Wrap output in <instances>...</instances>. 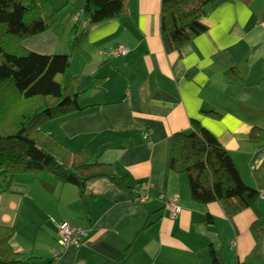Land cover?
I'll list each match as a JSON object with an SVG mask.
<instances>
[{"label":"crops","instance_id":"1","mask_svg":"<svg viewBox=\"0 0 264 264\" xmlns=\"http://www.w3.org/2000/svg\"><path fill=\"white\" fill-rule=\"evenodd\" d=\"M58 25L23 41L43 55L68 54L82 111L47 120L43 129L72 152L112 165L127 176L133 194L106 179L78 187L43 174L15 177L12 192L0 195V225L13 226L14 247L48 263L60 250V264H212L210 249L224 264H264V0H228L207 6L208 30L167 52L161 37L162 0H128L120 18L84 20V53L73 51V14L85 0H49ZM129 54L112 58L111 47ZM234 71L235 76L232 75ZM194 122L230 153L243 181L260 193L255 208L232 219L217 202L192 201L187 177L170 169L174 134ZM257 132L253 137V132ZM154 187L145 202L135 191ZM176 197L172 216L166 199ZM75 205V208L72 206ZM88 231L78 248L58 246V225Z\"/></svg>","mask_w":264,"mask_h":264},{"label":"trees","instance_id":"2","mask_svg":"<svg viewBox=\"0 0 264 264\" xmlns=\"http://www.w3.org/2000/svg\"><path fill=\"white\" fill-rule=\"evenodd\" d=\"M226 1L162 0L161 37L165 50L180 51L206 32V7H217ZM127 6L128 0H85L71 18L72 50L84 53L86 32L78 31L84 20L90 24L114 20L127 13ZM57 25L58 11L49 0H0V182L4 181L0 195L13 191L17 176L42 179L43 174L78 187L83 199L87 184L100 179L133 194L127 176L116 174L112 165L91 161L85 150L70 151L43 129L47 120L82 111L79 94L74 90L77 77L70 72V55H43L22 45L24 40L54 30ZM193 125L189 133L174 134L170 157L171 171L187 177L192 201L202 205L217 202L230 219L245 209H256L260 193L243 181L232 156L218 139L197 122ZM259 131L253 132L254 138ZM135 193L141 202L143 191L137 189ZM259 214L258 211L254 224L258 234L264 231ZM14 237L13 226L0 225V264H60L61 252L57 248L48 263H41L40 257L19 252L12 244ZM57 244L62 247L59 227ZM210 255L212 264H224L220 252L213 247Z\"/></svg>","mask_w":264,"mask_h":264},{"label":"built area","instance_id":"3","mask_svg":"<svg viewBox=\"0 0 264 264\" xmlns=\"http://www.w3.org/2000/svg\"><path fill=\"white\" fill-rule=\"evenodd\" d=\"M106 53H108V55L112 58H119L128 55L129 49L124 44H118L111 47L108 51H106ZM153 187L154 185L151 182L142 183L139 186V189L143 191L144 194L140 196L141 202H145L148 199V193ZM166 207L174 217L178 216L182 211L176 197L167 198ZM52 221L55 222L54 220ZM57 225L60 230V244L64 248H78L82 244L83 240L88 236V232L80 226H73L66 222ZM55 256H59V253L56 252Z\"/></svg>","mask_w":264,"mask_h":264},{"label":"rangeland","instance_id":"4","mask_svg":"<svg viewBox=\"0 0 264 264\" xmlns=\"http://www.w3.org/2000/svg\"><path fill=\"white\" fill-rule=\"evenodd\" d=\"M30 176H32V175H30ZM0 184L3 186L4 185V181H1ZM75 207H76L75 205L72 206V208H75ZM38 261H40V260H38Z\"/></svg>","mask_w":264,"mask_h":264}]
</instances>
